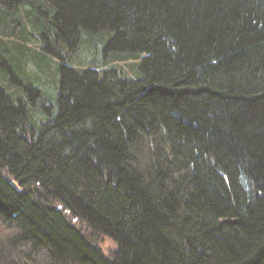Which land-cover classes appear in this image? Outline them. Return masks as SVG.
Returning <instances> with one entry per match:
<instances>
[{
  "label": "trees",
  "instance_id": "1",
  "mask_svg": "<svg viewBox=\"0 0 264 264\" xmlns=\"http://www.w3.org/2000/svg\"><path fill=\"white\" fill-rule=\"evenodd\" d=\"M0 264H264V0H0Z\"/></svg>",
  "mask_w": 264,
  "mask_h": 264
},
{
  "label": "rangeland",
  "instance_id": "2",
  "mask_svg": "<svg viewBox=\"0 0 264 264\" xmlns=\"http://www.w3.org/2000/svg\"><path fill=\"white\" fill-rule=\"evenodd\" d=\"M107 34H108V31H103V32L100 33L101 38H100L99 41H97V44L95 46V51L90 52L86 56V62L88 64H90L92 67L98 63L99 51H100L101 48H103V45H104L105 40L107 38ZM101 54L103 56V50H101ZM106 54L111 55L112 57H114L117 60L118 56L120 55V52H111V51L107 50L106 51ZM87 63L84 66H86ZM29 70H31V69L29 68ZM127 74L128 75L129 74L130 75H133L132 72H128ZM43 80H44L43 76L40 75L39 76V79H38V83L41 85L43 83ZM39 117L40 116H38V118ZM100 247H101L102 251L106 255H108L110 253V251L113 250L116 247V244H115V242L110 237L103 236L102 237V240H101V243H100Z\"/></svg>",
  "mask_w": 264,
  "mask_h": 264
}]
</instances>
